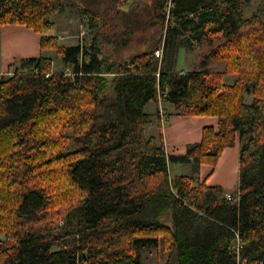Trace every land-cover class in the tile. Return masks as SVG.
I'll return each instance as SVG.
<instances>
[{"label": "trees", "instance_id": "trees-1", "mask_svg": "<svg viewBox=\"0 0 264 264\" xmlns=\"http://www.w3.org/2000/svg\"><path fill=\"white\" fill-rule=\"evenodd\" d=\"M102 1L80 10L85 44L63 46L45 32L71 0H0V25L42 33L70 68L41 55L0 73V264H143L146 249L164 264H237L236 233L247 264H264V20L245 16L250 0H172L169 16L165 0ZM135 35L145 49L119 58ZM203 43L201 68L178 70L179 48ZM160 96L174 113L218 117V130L168 155ZM237 138L232 198L170 174L172 161L214 165Z\"/></svg>", "mask_w": 264, "mask_h": 264}, {"label": "crops", "instance_id": "crops-1", "mask_svg": "<svg viewBox=\"0 0 264 264\" xmlns=\"http://www.w3.org/2000/svg\"><path fill=\"white\" fill-rule=\"evenodd\" d=\"M42 35V33L24 24L7 23L0 25V73H11L13 64L19 59L34 58L41 55L52 59L54 71H70V68L64 64L54 49L42 48ZM60 44L69 46L78 43ZM197 45L201 44H194L190 49L180 47L177 62L180 50H183V60L189 63L188 55L196 52ZM202 56L197 68H178L177 65L176 68L178 70L200 69ZM213 61L215 60L209 63ZM209 63L207 65L209 70L216 71L212 70ZM167 106L172 113L168 116L165 124L162 125V132L166 152L170 156L185 155L190 145L201 142L205 127H213L215 131L218 130L219 119L216 116L177 114L173 112L174 110L170 105ZM240 145L239 138H237L232 146L223 149L214 165L208 163L197 164L194 161H172L169 165L170 174L192 176L194 184L205 183L208 186H220L227 194L232 195L234 194L232 191H237L239 185Z\"/></svg>", "mask_w": 264, "mask_h": 264}, {"label": "rangeland", "instance_id": "rangeland-1", "mask_svg": "<svg viewBox=\"0 0 264 264\" xmlns=\"http://www.w3.org/2000/svg\"><path fill=\"white\" fill-rule=\"evenodd\" d=\"M70 5L65 6L61 11L55 13L52 16V20L55 23L53 29L46 31L47 35H54L58 37V42L69 45L71 43H84L89 39L90 35L84 36L81 38V27L87 28L85 17L81 13L82 7L92 8L102 10L105 7V3L102 0H71ZM73 4V5H72ZM244 14L246 17H250L253 14H258L264 20V0H250L249 4L245 7ZM61 39V40H60ZM60 40V41H59ZM222 39L216 41L215 44L221 42ZM61 45V44H60ZM197 50L194 53L188 55L189 63H186L183 60L182 51L180 50L179 59L177 62L178 68H197L199 67L201 55L207 53L211 48L207 43L197 45ZM145 49L143 41L139 39V35H135L132 39V43L123 48L119 53V58H130L133 55L142 52ZM55 50V49H54ZM56 51V50H55ZM57 54V53H56ZM212 70L223 71L225 67L224 61L215 60L209 63ZM53 65V64H52ZM6 74V73H5ZM11 74V73H9ZM237 76L235 74H225L223 82L231 84L234 82ZM252 99L251 94L246 95L247 102H250ZM159 108V106H158ZM163 108L165 109L166 115L171 111L168 108L167 104L163 102ZM146 111L154 114L157 111V107L154 101H150L146 106ZM156 120L154 119V126L148 129V134L157 133ZM162 124V123H161ZM174 170V169H173ZM175 172V171H172ZM234 194L236 190L232 191ZM4 237L0 236V241ZM143 264H164L166 257L161 253L156 251H151L146 249L141 251Z\"/></svg>", "mask_w": 264, "mask_h": 264}, {"label": "built area", "instance_id": "built-area-1", "mask_svg": "<svg viewBox=\"0 0 264 264\" xmlns=\"http://www.w3.org/2000/svg\"><path fill=\"white\" fill-rule=\"evenodd\" d=\"M165 1H166V12H167V15L169 16L170 8L172 6V0H165ZM88 34H89L88 29L86 27L84 28L82 26L81 27V33H80L81 38H83L84 36H87ZM79 44L83 45L84 43H79ZM155 56L159 59L162 58L163 47H161L155 51ZM49 75H50V73H48L46 76H49ZM159 117H160L162 125H164L168 117L166 115L165 109L163 108V100H162L161 96L159 97ZM227 197L232 198V195L227 194ZM242 246H243V243H242V240L240 238V235L238 233H236V242H235L233 248H234V250L236 252V256H237V264H247V260L245 258H243L242 254H241ZM260 264H263V262H261Z\"/></svg>", "mask_w": 264, "mask_h": 264}]
</instances>
